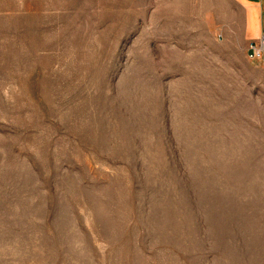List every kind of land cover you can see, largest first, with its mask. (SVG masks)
Instances as JSON below:
<instances>
[{
    "label": "rangeland",
    "instance_id": "rangeland-1",
    "mask_svg": "<svg viewBox=\"0 0 264 264\" xmlns=\"http://www.w3.org/2000/svg\"><path fill=\"white\" fill-rule=\"evenodd\" d=\"M253 41L239 0H0V264H264Z\"/></svg>",
    "mask_w": 264,
    "mask_h": 264
},
{
    "label": "crops",
    "instance_id": "crops-1",
    "mask_svg": "<svg viewBox=\"0 0 264 264\" xmlns=\"http://www.w3.org/2000/svg\"><path fill=\"white\" fill-rule=\"evenodd\" d=\"M246 8V31L250 41L264 34V0H239Z\"/></svg>",
    "mask_w": 264,
    "mask_h": 264
},
{
    "label": "built area",
    "instance_id": "built-area-1",
    "mask_svg": "<svg viewBox=\"0 0 264 264\" xmlns=\"http://www.w3.org/2000/svg\"><path fill=\"white\" fill-rule=\"evenodd\" d=\"M249 57L252 60H262L264 58V34L251 43Z\"/></svg>",
    "mask_w": 264,
    "mask_h": 264
}]
</instances>
